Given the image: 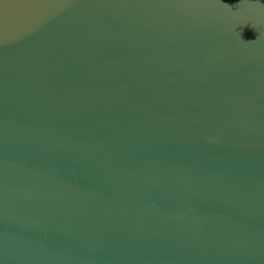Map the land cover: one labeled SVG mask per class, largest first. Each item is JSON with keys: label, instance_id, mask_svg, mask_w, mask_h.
I'll return each instance as SVG.
<instances>
[{"label": "water", "instance_id": "1", "mask_svg": "<svg viewBox=\"0 0 264 264\" xmlns=\"http://www.w3.org/2000/svg\"><path fill=\"white\" fill-rule=\"evenodd\" d=\"M0 264H264V0H0Z\"/></svg>", "mask_w": 264, "mask_h": 264}]
</instances>
